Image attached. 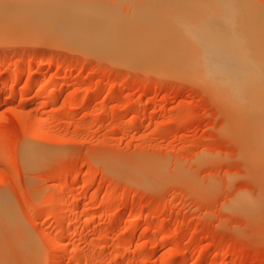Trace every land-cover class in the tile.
Here are the masks:
<instances>
[{"label":"rangeland","instance_id":"374dc122","mask_svg":"<svg viewBox=\"0 0 264 264\" xmlns=\"http://www.w3.org/2000/svg\"><path fill=\"white\" fill-rule=\"evenodd\" d=\"M43 1L0 0V264H264V156L227 101L187 66L61 40L33 17ZM168 1L157 18L177 42L203 0ZM236 1L262 17L264 0ZM78 4L127 25L140 6Z\"/></svg>","mask_w":264,"mask_h":264},{"label":"bare ground","instance_id":"6f19581e","mask_svg":"<svg viewBox=\"0 0 264 264\" xmlns=\"http://www.w3.org/2000/svg\"><path fill=\"white\" fill-rule=\"evenodd\" d=\"M47 1L44 0L43 2L45 3L44 6L50 5L49 7L47 6L49 10L44 6H42L41 9V3L39 4L40 6L37 4L34 8L36 10L34 11H37V7H39V9L41 10L38 9L39 11L34 13L32 10V13L34 14L33 17L36 16V18H39L40 23L38 22V19L36 20L39 25H44L45 23V31L46 28L49 27L50 32L55 33L56 35L57 33H63L60 37L58 36L61 40L63 37L64 39L67 38L65 39V41L70 44L79 42L80 44H78L77 47L88 49V51L90 49L94 51L93 53L109 57L110 59L114 58L116 60L117 58L118 60L120 59L119 61L125 59L124 63H127V61L131 62L134 58V61L131 62V64H134V62H137V64H140L141 66L147 64L148 66L145 65V67H149L148 70L152 65L158 66L166 64L169 66V64L172 63V66L170 65L171 67H169L172 68L171 70L173 72L175 71V69L178 70L180 68L182 72V70L187 66L185 68L184 74H186L187 69L190 70L192 73V77L195 76V78L197 77L196 80H202V83H207L206 85L214 88L215 91L214 89L213 91L221 95L227 101L231 111L235 114V118L238 120V122H241L239 124L244 125H242L243 127H241L246 130L248 138L253 142L252 144H254L257 151L264 156V19H262L264 13L261 17L260 14H262V12L260 11L261 13L259 14V9L256 10L254 7L257 13H253V6L252 8H250L251 5L245 3L244 1L242 2L245 3V5L242 3L241 6L240 4H237L238 1L236 0H234V2L229 0H207L209 2L207 4L205 3L207 1L203 0L202 5L204 7L201 5V3H198V5L200 4L198 7H201L204 11H202L201 8L199 10V8L195 7L194 5L193 8H196V10L198 9V13L194 9L195 14H191V19L178 17L179 21L177 22L179 23L180 28L179 31L177 30L178 33L176 32L177 39L175 40L177 42H173L174 40L172 37L174 35L172 34L173 36H170V38L169 32H166L168 33V35H165V39L163 41L164 37L161 35L164 34H162L161 31H163L164 29H168L169 27L167 25L168 23L165 24L167 28H164L165 26L163 24L161 27V20L159 21L157 17L161 15L159 12H162L164 9L165 11L163 12H167V8L168 13L169 9H171L170 11H173L174 13L175 10H172V7H174L173 5L175 4H168L169 7L167 6L165 8L162 4L163 7L161 6L158 8V1L160 2L161 0H140L139 2L135 0L136 5L140 6L138 8H135L134 5V9H132L134 11L135 9H137V12L135 11V13L138 14L136 15L132 10V14L135 15L131 21H134L131 23L128 22L127 25L123 20H126L128 17L121 21L118 20V18L120 17L114 18L111 15L107 16L106 13L102 14L96 11L92 12L91 8L88 9L86 8V6H84L85 4H78L79 0H77V2L75 0H52L53 2H51V4L49 3L50 0L48 2ZM43 2L42 4H44ZM54 2H56V5L54 7H51ZM168 2H170V0ZM175 2H179V0H176ZM165 3L166 1L164 2V4ZM182 3L183 4H180V6L185 5V2ZM157 8L162 11H157ZM177 8H179V5H177ZM173 9L176 8L174 7ZM35 13L37 14L35 15ZM255 14L256 16H258L259 14L260 17H255ZM139 15L145 16L141 18V16ZM147 16L149 18H147ZM152 16L157 18V23H159L158 25L156 23V25L153 26L155 27L154 30L153 27H151L152 24L148 21L152 18ZM172 16L170 18H173ZM193 16L197 18H193ZM160 17L162 18V15ZM167 17H169V15ZM154 20L156 22V19ZM165 20L172 21V19L169 18ZM142 23L147 24L145 26V24ZM162 23L166 22L162 21ZM43 25H41V27H43ZM143 26H145L146 28L145 31L148 27H151L152 30L149 28V30L146 32L151 33L152 35L147 34L145 31L141 30V28H144ZM173 27L174 26L170 28L172 29ZM155 29L158 30V32L160 30L161 34L155 32ZM169 29L168 31H176V29ZM163 32H165V30ZM137 33L143 34L145 36H141L140 34L139 36H135V34ZM154 33L158 35L156 36L154 35ZM149 36L151 38L147 39L149 38ZM158 36L159 39L163 37L161 40L162 42H164V44H161V40L159 41L160 43H158V41H155L156 43L153 42L155 39L159 40ZM167 36L169 39L167 38ZM145 37L146 40H149L151 42L148 43L147 41L146 43ZM166 38L170 41H168L169 43H166ZM142 39L145 41L140 42ZM135 40L137 41L135 42ZM82 45L84 46L82 47ZM152 55H158L159 58H154L155 56L152 57ZM151 57L152 59L150 60ZM155 59L161 61L162 63H158L157 61H155ZM151 61L152 63L153 61L155 63L152 64ZM174 64L177 67H175ZM188 64H190L191 68L188 67ZM157 66H155V68ZM169 67L168 69H170ZM162 68L164 70L167 69L161 66L159 68V71ZM23 75V70L19 71L16 73L15 78H20ZM57 80V78H54L51 81H46L42 85L47 87L50 84H55ZM84 99H86L85 96ZM84 99H81V103L84 101ZM246 139L247 138H245V140ZM251 157L253 158V155ZM258 166L259 165H257V167ZM243 207H245L246 210L249 208L246 207V205ZM246 212L242 213L248 214ZM139 221L140 219H131L130 223H139ZM25 241H27V239Z\"/></svg>","mask_w":264,"mask_h":264}]
</instances>
